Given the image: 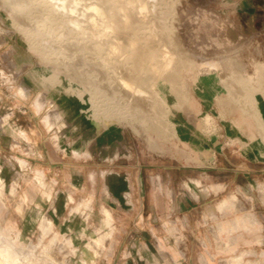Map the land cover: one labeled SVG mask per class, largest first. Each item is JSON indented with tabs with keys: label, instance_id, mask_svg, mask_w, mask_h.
<instances>
[{
	"label": "rangeland",
	"instance_id": "rangeland-1",
	"mask_svg": "<svg viewBox=\"0 0 264 264\" xmlns=\"http://www.w3.org/2000/svg\"><path fill=\"white\" fill-rule=\"evenodd\" d=\"M0 117V264H264V0H0Z\"/></svg>",
	"mask_w": 264,
	"mask_h": 264
},
{
	"label": "bare ground",
	"instance_id": "bare-ground-1",
	"mask_svg": "<svg viewBox=\"0 0 264 264\" xmlns=\"http://www.w3.org/2000/svg\"><path fill=\"white\" fill-rule=\"evenodd\" d=\"M127 16H128V14H127ZM110 17H111V15H110ZM121 21H123V20H121ZM116 22H119V21H116ZM132 22H133V17H132V15H129L122 24L118 23L117 26H115V27H117V29L119 30L118 31V38L120 40L122 39L124 41H127V46L129 48V50L127 52H123L126 54L122 53L123 55H125V57L120 58V60L127 58V56L131 57V55H133L132 58H130V59H133V62H134V65H133L134 67H132L131 69L128 68L129 70H133L134 74L132 73L130 75H127L128 74L127 72L129 71L127 69L128 71L126 70L127 71L126 75H124V77L122 76L123 77V84L130 86L135 91L141 92V90H143V88L146 87L144 80H146L148 77H150L151 81H152V78L156 79V80H160V78L163 77V73L166 72L168 66L173 64L175 59H178V57L175 56V54L173 52H168V53L163 52L162 53L159 51H155L154 49L148 47V45H147V47L145 45L142 47L133 39L134 37L132 39L128 40V37L125 34H126L127 30L130 29V24ZM110 23H111V27H113L114 21H111ZM118 45L121 46L122 44L118 43L116 46L118 47ZM144 48H147V49H144ZM116 52H119V50L114 49V48L111 50L112 54H114ZM126 68H124V69H126ZM145 77H146V79H144ZM161 81H162V79H161ZM152 82H153L152 84H154V81H152ZM148 83H150V82H148ZM148 86L150 87V85H147L146 88H149ZM153 86H152V88H153ZM151 94H153V93L151 92ZM151 96H153V95H151ZM149 98H152V97H149ZM155 98H157V97H155ZM157 102H158V100H157ZM157 104H155V105H157ZM154 116H156V115H154ZM156 121L154 120V123ZM0 122H1V119H0ZM21 137L23 138V136H21ZM106 184H107V187L112 191L113 190L116 191L117 187L119 188V186H118L119 181L115 178H112V177L107 178ZM104 214H105V216H107V211H105ZM71 217H74V212H71ZM97 241H99V240L96 239L95 242H97Z\"/></svg>",
	"mask_w": 264,
	"mask_h": 264
},
{
	"label": "crops",
	"instance_id": "crops-1",
	"mask_svg": "<svg viewBox=\"0 0 264 264\" xmlns=\"http://www.w3.org/2000/svg\"><path fill=\"white\" fill-rule=\"evenodd\" d=\"M244 209H246V207ZM246 210H251V207L247 208Z\"/></svg>",
	"mask_w": 264,
	"mask_h": 264
}]
</instances>
